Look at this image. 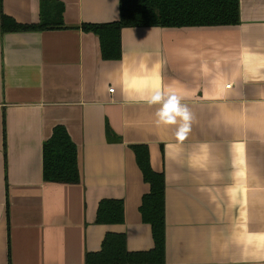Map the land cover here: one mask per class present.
Here are the masks:
<instances>
[{
    "label": "crops",
    "instance_id": "crops-1",
    "mask_svg": "<svg viewBox=\"0 0 264 264\" xmlns=\"http://www.w3.org/2000/svg\"><path fill=\"white\" fill-rule=\"evenodd\" d=\"M52 1L64 28H0V264H85L107 233L151 250L136 144L164 175V264H264V0H239L237 25L123 28L113 61L80 26L117 21L119 0ZM1 14L36 24L41 0H0ZM157 93L187 120H161ZM56 126L78 184L43 178ZM102 199L123 201V223H96Z\"/></svg>",
    "mask_w": 264,
    "mask_h": 264
},
{
    "label": "trees",
    "instance_id": "trees-1",
    "mask_svg": "<svg viewBox=\"0 0 264 264\" xmlns=\"http://www.w3.org/2000/svg\"><path fill=\"white\" fill-rule=\"evenodd\" d=\"M117 21L83 23L80 29L99 39L103 60L121 57V30L126 27L226 26L239 23V0H119ZM63 7L52 0H41L40 20L36 24H20L1 14L2 32L55 30L64 28ZM109 142L118 138L106 130ZM136 163L149 190L139 206L142 221L151 228L154 246L148 251L130 252L121 233H107L99 251L87 253L85 264H164L165 261V184L162 172L154 171L145 144L132 145ZM43 178L47 182L78 184L77 147L63 126H56L43 143ZM97 224H121L124 203L121 199H102L96 210Z\"/></svg>",
    "mask_w": 264,
    "mask_h": 264
},
{
    "label": "clouds",
    "instance_id": "clouds-1",
    "mask_svg": "<svg viewBox=\"0 0 264 264\" xmlns=\"http://www.w3.org/2000/svg\"><path fill=\"white\" fill-rule=\"evenodd\" d=\"M142 82L137 79L136 77H132L130 79L125 80L126 87L129 89H136L140 86ZM152 103H162V108L159 111V116L161 120L167 123H175L177 118H183L187 120V115L183 112L180 107L178 106V101L176 98L169 97L168 100L165 102L163 101L162 96L157 93L151 97Z\"/></svg>",
    "mask_w": 264,
    "mask_h": 264
},
{
    "label": "built area",
    "instance_id": "built-area-1",
    "mask_svg": "<svg viewBox=\"0 0 264 264\" xmlns=\"http://www.w3.org/2000/svg\"><path fill=\"white\" fill-rule=\"evenodd\" d=\"M113 89H110V91H112Z\"/></svg>",
    "mask_w": 264,
    "mask_h": 264
}]
</instances>
